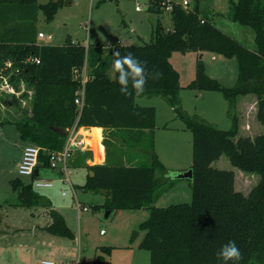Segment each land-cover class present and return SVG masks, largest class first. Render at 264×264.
Masks as SVG:
<instances>
[{"label": "trees", "instance_id": "obj_1", "mask_svg": "<svg viewBox=\"0 0 264 264\" xmlns=\"http://www.w3.org/2000/svg\"><path fill=\"white\" fill-rule=\"evenodd\" d=\"M161 2L148 0L147 9L162 13ZM63 3L64 0L44 4L39 0H0V79L10 75V81L21 79L33 90L30 109L12 122L25 141L42 147L39 170L50 168L51 152L64 148L67 135L75 125L104 127L106 162L87 164L91 152L77 151L71 166L94 172V176L87 175L82 187L107 191L105 206L111 212L149 210V217L140 224L145 234L139 247L150 252V264H221L216 252L230 240L243 253L239 264H264V131L255 136L240 134L237 114L233 115L232 127L226 130L187 115L180 105L183 87L180 73L170 61L174 51H212L236 56L235 85L221 84L206 72L205 63L199 59L196 76L186 87L221 91L235 103L241 96L255 95L257 118L264 125V0L232 2L234 19L254 30V49L203 16L200 0H194L190 10L175 6L170 30L158 20L149 43L106 48L99 41L86 46L69 39L62 45L40 44L39 11L42 9L47 21H52ZM115 51L121 55L131 51L141 60H147L149 69L158 71L160 78L149 80L139 96L129 85L132 95L125 96L116 79L118 74L112 69ZM29 58L39 61H27ZM85 65L88 79L80 110L75 98L81 81L76 78L75 70ZM143 95L164 96L193 132L190 202L167 206L155 203L169 173L155 150L156 108L139 104L137 98ZM223 154L241 169L260 175V181L248 194L236 189L234 170L213 166ZM125 155L127 162L121 158ZM35 178L36 174L30 183L20 177L11 180L17 205L40 204L42 195L35 190ZM98 207L95 205L93 209ZM50 217L47 231L76 238L60 211L51 208ZM110 254L111 247L104 246L93 261L80 258V264H104Z\"/></svg>", "mask_w": 264, "mask_h": 264}, {"label": "rangeland", "instance_id": "obj_2", "mask_svg": "<svg viewBox=\"0 0 264 264\" xmlns=\"http://www.w3.org/2000/svg\"><path fill=\"white\" fill-rule=\"evenodd\" d=\"M49 1L39 0V3ZM233 1L237 0H200L201 14L254 49V30L234 19ZM65 2L52 21H47L42 9L39 11L38 31L53 36L46 41L39 40L40 44L62 45L71 39L86 46L99 41L106 48H116L122 44L151 42L158 20L166 30L173 28L171 14L148 10V0H107L100 5L98 0H71L67 5ZM138 4L140 10L137 9ZM199 59L205 63L206 72L224 86L230 87L237 82L236 56L229 57L212 51H174L170 61L179 71L183 86L179 94L181 109L192 118L202 119L225 130L232 127L233 115L237 114L240 134L255 136L262 133L264 125L257 118L256 96L245 97L241 99L242 102L238 98L235 103L221 91L186 87L196 76ZM10 80V75L0 79V121L6 119L0 123V264H41L43 260H51L55 264L75 261L77 264L80 258L91 262L97 254L102 253L104 246L111 247V254L105 257L104 264H150V252L139 247L145 234L140 224L149 217V210L113 211L107 216L104 194L82 187L88 175L83 168H72L70 177L77 199L90 204V211L79 214L71 185L55 177L54 187H35L39 194L51 200V205H8L17 202L11 180L20 177L27 183L32 181L30 176L19 173L23 150L30 142L21 137L17 125L12 121L30 109L33 90L21 79ZM15 98L19 103L15 102ZM137 102L156 108L155 150L169 173L156 194L155 203L167 206L190 202V178H177L176 175L180 169L192 165L193 132L171 109L164 96L143 95L137 98ZM213 166L234 170L236 189L246 194L260 181V175L234 165L226 154L213 162ZM50 172L49 168H42L40 177H47ZM64 190L67 196L62 195ZM95 205L99 207L93 209ZM50 207L64 215L76 234L75 239L52 234L44 228L51 218ZM101 230L106 234H101Z\"/></svg>", "mask_w": 264, "mask_h": 264}, {"label": "built area", "instance_id": "obj_3", "mask_svg": "<svg viewBox=\"0 0 264 264\" xmlns=\"http://www.w3.org/2000/svg\"><path fill=\"white\" fill-rule=\"evenodd\" d=\"M162 10L164 12H169L171 14L175 6H181L185 10H190L194 6V0H162L161 2ZM137 9L140 10V4L137 5ZM51 34L46 35L43 31H39L38 40L46 41L47 39H52ZM27 61H39L35 58H29ZM76 78L80 79L81 85L76 92L75 102L81 110L85 102L86 93V82H87V67L86 65L82 69L75 70ZM82 74V75H81ZM81 75V76H80ZM87 126L75 125L72 127L67 135V139L64 148L57 152H51L50 154V168L51 170L57 171L60 180L63 183H68L71 185L74 196L78 203L79 214L82 211H90L91 206L88 204L81 203L77 199L75 186L72 183L70 174L72 170L71 162L77 151H86L92 144L89 142V134ZM42 147L33 143H29L25 146L22 154V159L19 165V173L21 175L30 176L31 178L35 174V170L38 168L40 161V152ZM34 187L38 188H52L55 186V182L52 179L40 177V170L37 178L33 179ZM66 191H63V195H66ZM104 231H102L103 233ZM41 264H55L51 260H43Z\"/></svg>", "mask_w": 264, "mask_h": 264}, {"label": "clouds", "instance_id": "obj_4", "mask_svg": "<svg viewBox=\"0 0 264 264\" xmlns=\"http://www.w3.org/2000/svg\"><path fill=\"white\" fill-rule=\"evenodd\" d=\"M112 69L118 74L117 82L120 85V91L125 96L132 95L131 89L137 96L145 91L149 80L160 78V73L154 69H149L148 61L141 60L133 52L129 51L121 55L119 51L113 52ZM217 260L221 264H239L243 259V253L234 240L223 244L216 252Z\"/></svg>", "mask_w": 264, "mask_h": 264}, {"label": "crops", "instance_id": "obj_5", "mask_svg": "<svg viewBox=\"0 0 264 264\" xmlns=\"http://www.w3.org/2000/svg\"><path fill=\"white\" fill-rule=\"evenodd\" d=\"M67 42V41H66ZM75 76H76V74H75ZM250 96H253V95H245V96H241V97H239V99H240V101L239 102H242V100L241 99H243L244 100V98L246 97L247 99L248 98H250ZM255 96V95H254ZM170 107H171V105H170ZM171 109H173L172 107H171ZM156 116H157V113H156ZM99 128H101V130L99 131ZM88 131H90L89 133H87V134H89V142H90V140H94V142H95V147H94V145L92 144V147H89V149L87 150V151H90L91 152V157L90 158H88L87 159V164H90V165H93V164H103V163H105L106 162V160H107V151H106V147H105V145L103 144V139H104V136H105V134H106V129L104 128V127H97V126H94V127H89L88 128ZM100 133H101V137H100ZM118 139H119V137H118ZM121 158H123V160L125 161V162H127V155H125L124 157H121ZM191 166L192 165H190L189 167H186V168H191ZM80 168H83V169H85V171H86V173L87 174H89V170L86 168V167H80ZM186 168H183V169H180V171H184V170H188V169H186ZM51 170V169H50ZM179 171V172H180ZM51 176V177H50ZM87 176V175H86ZM53 177H55L56 179H59L60 180V177H59V175H58V173H57V171H55V170H51V172H50V174L47 176V177H44V178H48V179H52L53 180ZM60 182H61V180H60ZM86 182V181H85ZM64 191H66V190H64ZM100 193H102V194H104V196L103 197H105V199H106V195H107V191H101ZM62 195H63V192H62ZM63 196H67V193H66V195H63ZM7 203V202H6ZM82 203H84V204H87V203H85V202H82ZM8 205H10L11 207L12 206H16L17 204H16V202H13V203H11V204H8ZM51 205V204H50ZM90 205V204H89ZM50 208H52V207H50ZM56 209V208H55ZM50 220H51V218H50ZM50 220H49V222H50ZM49 222H48V224H49ZM47 224V225H48ZM47 225H45V227L47 226ZM44 227V228H45ZM102 231H104V230H101V234H106L105 232H103L102 233ZM72 262H74V264H75V261H72ZM71 263V262H70ZM71 264H73V263H71ZM77 264H80V260L77 262Z\"/></svg>", "mask_w": 264, "mask_h": 264}, {"label": "water", "instance_id": "obj_6", "mask_svg": "<svg viewBox=\"0 0 264 264\" xmlns=\"http://www.w3.org/2000/svg\"><path fill=\"white\" fill-rule=\"evenodd\" d=\"M69 1L71 2V0H66V5L69 4ZM91 176H94V172L90 171L89 172ZM35 174L38 175L39 174V168H37L35 170ZM177 178H192L193 177V168H189L188 170H184V171H180L179 173H177L176 175ZM41 205L43 206H49L51 204V200L47 197V196H42L41 200H40ZM111 213L110 210H108L107 212V216H109V214Z\"/></svg>", "mask_w": 264, "mask_h": 264}, {"label": "bare ground", "instance_id": "obj_7", "mask_svg": "<svg viewBox=\"0 0 264 264\" xmlns=\"http://www.w3.org/2000/svg\"><path fill=\"white\" fill-rule=\"evenodd\" d=\"M90 131H87V133H89ZM100 137H101V133H100ZM90 143H92L95 146V142L94 140H90Z\"/></svg>", "mask_w": 264, "mask_h": 264}]
</instances>
